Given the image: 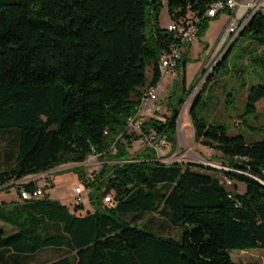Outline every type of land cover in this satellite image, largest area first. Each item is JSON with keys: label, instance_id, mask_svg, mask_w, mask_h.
<instances>
[{"label": "trees", "instance_id": "1", "mask_svg": "<svg viewBox=\"0 0 264 264\" xmlns=\"http://www.w3.org/2000/svg\"><path fill=\"white\" fill-rule=\"evenodd\" d=\"M212 1L165 5L171 19L199 11L201 33L219 15L202 16ZM160 7L161 0H0V132L16 138L12 166L0 171V190L12 186L8 180L83 163L92 150L100 164L85 186L101 189L90 197L93 211L83 215L45 198L1 202L0 221L15 231L0 229V263L64 248L65 255L46 264H236L232 250L264 248V126L263 137L248 143L241 134L229 135L225 124L199 118L193 100L188 115L194 141L218 151L224 169L161 162L149 147L129 157L130 136L116 140L140 89L159 81V51L173 40L157 25ZM243 30L264 48V13L257 11ZM258 49L250 60L261 65L263 80L249 89L243 114L256 112L264 97V52ZM172 94L166 98L171 115L148 118L143 133L174 138L183 99L171 104ZM227 180L243 183L244 191L227 189ZM22 186L32 190L36 184ZM109 192L111 206L102 203ZM153 212L179 226V237L134 223Z\"/></svg>", "mask_w": 264, "mask_h": 264}, {"label": "rangeland", "instance_id": "2", "mask_svg": "<svg viewBox=\"0 0 264 264\" xmlns=\"http://www.w3.org/2000/svg\"><path fill=\"white\" fill-rule=\"evenodd\" d=\"M228 20L225 12H221L216 18L211 19L206 29L201 33H197L192 44L185 47L182 57V60L183 58L185 60V66L183 67L181 63L174 74H166L159 81L158 97L165 107L162 111L164 116H160L159 120L163 121L164 117L171 115L172 110L166 103V98L171 95V91H173L171 104H176L180 98L183 99V103L179 107V111L181 110L179 128L176 129L174 134L175 144L174 138H166V144L162 147L164 152L160 159L162 162H195L207 166L200 161L202 160L217 166L214 167L217 169L227 168L218 151L194 141V129L188 115L194 99L197 100L195 112L205 122L225 124L229 135L241 134L248 143L263 137L264 97L257 102L256 112L243 114L249 89L263 80L261 65L250 60L253 57L252 51L258 49L256 35L249 30H243L242 34L230 47V50L226 48L227 43H225L215 53V48L227 26ZM170 21L171 18L167 14L165 0H161L157 25L158 27H165ZM150 26L149 20L146 19V34L149 32ZM261 49L264 52V48ZM261 49H258V52ZM225 53V58L221 64L217 65V61ZM150 69L151 65L147 64L145 67L146 78L150 75ZM15 142L14 132H0V171L12 166ZM144 147L140 139L136 138L129 140L125 145V150L129 157H133ZM99 164L100 162L96 157L86 158L78 169L73 168L77 164H65L43 174H38L36 175L37 178L33 176L31 178L23 177L16 181L8 180L5 185L12 186L0 190V203L20 202L16 187L19 183L31 180L42 190V194L38 199L56 200L66 205L74 214L83 215L86 212H92L90 197H99L101 189L85 186V180L86 177L99 168ZM208 172L220 179L223 178L218 172ZM76 186H79L82 192L77 196V202L75 203L73 191ZM224 186L229 190L235 189L239 193H242L245 189L243 183L225 181ZM109 194L111 195L110 192ZM125 218L130 220V216ZM134 223L144 226L155 234L178 238L181 233L179 226L173 225L167 216L158 212L141 214L134 220ZM0 229L5 235L15 231L12 226L1 221ZM63 255H65L64 248H45L31 256L19 258L16 262L7 259V264H46ZM230 255L236 264H264V248L232 250Z\"/></svg>", "mask_w": 264, "mask_h": 264}, {"label": "built area", "instance_id": "3", "mask_svg": "<svg viewBox=\"0 0 264 264\" xmlns=\"http://www.w3.org/2000/svg\"><path fill=\"white\" fill-rule=\"evenodd\" d=\"M257 11L264 13V0H214L209 3L202 13L203 17L213 18L221 12H226L229 19L220 36L215 53L225 43H227L226 48L230 49L241 35L246 23ZM198 13L197 10L188 9L185 15L171 19L164 27L171 34L173 40L159 51L157 68L160 78L166 74H174L179 69V61L183 57L185 47L191 45L196 38ZM158 90L157 83L154 85L146 84L140 89L134 112L125 118L123 131L116 137V140H120L122 135H128L131 139L137 137L145 147L154 150L155 160L161 161V156L164 154L162 147L166 144V139L164 136L156 135L153 130L146 133L142 132V124L148 118L160 119V116H164L162 111L165 107L158 97ZM115 149V144H111V153H114ZM96 155L97 153L92 150L87 158H94ZM36 175L38 174L28 175L24 178L33 176L37 178ZM227 182L230 181L227 180ZM17 187L16 192L19 201L36 200L42 194V190L37 186L32 190H27L22 186V183H19ZM81 192L82 189L79 186L74 188L73 199H75V203ZM102 203L107 206L113 205L111 195L103 196Z\"/></svg>", "mask_w": 264, "mask_h": 264}, {"label": "water", "instance_id": "4", "mask_svg": "<svg viewBox=\"0 0 264 264\" xmlns=\"http://www.w3.org/2000/svg\"><path fill=\"white\" fill-rule=\"evenodd\" d=\"M180 114H181V110L179 111V115H178V119H177V128L176 129H178L179 128V120H180ZM201 162H204L207 166H211V167H217V166H215V165H213V164H211L210 162H207V161H202V160H200ZM83 163H79V164H77V165H82ZM90 205H92V202H90Z\"/></svg>", "mask_w": 264, "mask_h": 264}, {"label": "crops", "instance_id": "5", "mask_svg": "<svg viewBox=\"0 0 264 264\" xmlns=\"http://www.w3.org/2000/svg\"><path fill=\"white\" fill-rule=\"evenodd\" d=\"M225 13H226V12H225ZM226 15H227V14H226ZM215 49H216V48H215ZM212 57H213V55L211 56V58H212ZM161 79H162V78H160L159 81H160ZM159 81L157 82V86H158V88H160V87H159ZM220 155H221V154H220ZM35 184H36V183H35ZM36 186H37V185H36ZM37 187H38V186H37Z\"/></svg>", "mask_w": 264, "mask_h": 264}]
</instances>
